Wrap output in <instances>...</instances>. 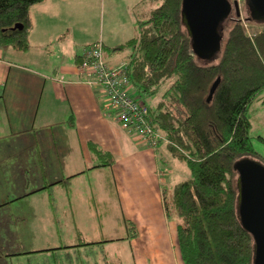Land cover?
<instances>
[{"label":"crops","instance_id":"obj_1","mask_svg":"<svg viewBox=\"0 0 264 264\" xmlns=\"http://www.w3.org/2000/svg\"><path fill=\"white\" fill-rule=\"evenodd\" d=\"M147 2L44 0L31 6L29 50L0 43V264H16L19 257L26 264H123L109 250L115 241L128 244L132 264H151L157 251L139 256L135 247L145 241L153 247L164 230L173 264H184L165 193L167 185L182 183L184 169L187 180L190 168L175 159L169 143L153 148L125 130L114 111L106 110L101 87L89 85L78 68L86 48L99 40L110 65L128 62L129 51L113 48L137 36L138 21L152 11ZM94 145L115 162L104 166ZM44 199L52 200L51 206ZM113 205L123 217L118 222L124 220L128 230L125 219L133 221L139 235L129 239L127 232L80 246L87 224L78 221L107 216ZM163 218H173L174 225L165 228ZM46 224L53 225L52 234ZM17 230L43 245L19 253L9 249L5 244ZM64 230L74 234L70 244L60 240ZM144 232L152 239L142 237ZM52 238L57 243L47 241Z\"/></svg>","mask_w":264,"mask_h":264},{"label":"trees","instance_id":"obj_2","mask_svg":"<svg viewBox=\"0 0 264 264\" xmlns=\"http://www.w3.org/2000/svg\"><path fill=\"white\" fill-rule=\"evenodd\" d=\"M44 0H0V43L17 51L31 47V6ZM183 0H163L150 16L138 21L137 36L114 47L129 51L133 85L158 94L150 112L169 138L170 151L190 168V178L168 198V217H177L178 245L184 264H253L254 239L239 218L237 171L243 157L260 156L253 147L250 113L264 91V25L252 31L235 20L218 61L201 60L181 21ZM22 24L21 30L13 29ZM221 81L208 101L213 82ZM143 95V94H142ZM153 110V111H152ZM155 110V111H154ZM105 165L115 160L94 145ZM128 238L139 235L125 219ZM113 241V240H111ZM107 241H83L94 245Z\"/></svg>","mask_w":264,"mask_h":264},{"label":"water","instance_id":"obj_3","mask_svg":"<svg viewBox=\"0 0 264 264\" xmlns=\"http://www.w3.org/2000/svg\"><path fill=\"white\" fill-rule=\"evenodd\" d=\"M250 19L264 22V0H247ZM241 16L237 1L230 0H183L181 21L191 38L195 55L212 62L223 49V25L233 14ZM22 24L13 29L21 30ZM221 81L213 82L208 101ZM237 171L236 188H238L239 218L244 228L254 239V262L264 264V163L248 157L239 159L235 164Z\"/></svg>","mask_w":264,"mask_h":264},{"label":"rangeland","instance_id":"obj_4","mask_svg":"<svg viewBox=\"0 0 264 264\" xmlns=\"http://www.w3.org/2000/svg\"><path fill=\"white\" fill-rule=\"evenodd\" d=\"M148 2L145 4V7L151 8L152 10H154V8L160 6L163 3V0H147ZM239 8L241 9V16L237 17L236 16V12L235 9L233 10V14L227 19V22L223 25L221 32L223 33V42H225V40L227 39L230 29L233 26V23L235 20L241 19L242 22H245V27L248 28V30L252 31L254 29H256V26L258 25H264V22L262 21H257V20H251L250 19V8H248V3L247 0H243L242 2H240L239 4ZM106 18H107V14H106ZM224 45V44H223ZM107 55H109V53L107 52ZM109 56H107L108 59ZM221 57V54H217L214 61H218ZM109 60V59H108ZM203 61H206L204 59H201ZM209 62V61H206ZM98 87V86H96ZM136 87L133 86L130 89V92H132L135 96H138V91L137 89H135ZM143 94V98L145 99L146 102H148L149 106L152 109L157 108L158 106V101L160 100V95L158 94H146L142 91ZM102 102H105V99L102 100ZM105 104V103H104ZM106 105V104H105ZM154 110V111H155ZM153 111V110H152ZM251 116V120L253 122V126L251 128V135L253 136L252 138V142H253V147L255 149V151L260 155V156H252L250 155L248 158L253 159L256 162H260V163H264V91L262 93L259 94L258 98L256 99V101L254 102V105L252 106V111L250 113ZM175 159H178V157H175ZM182 165H186L185 160L181 161ZM172 167H178L177 165H172ZM179 170V169H178ZM190 170V169H189ZM184 172H181L182 175L180 177L179 182H183L185 179V177L187 176L186 171L187 170H183ZM188 175L190 176V172L188 173ZM187 178H190V177ZM93 180V179H92ZM172 186L167 185L166 191H167V195L168 198H170V196L172 195ZM44 203L45 204H51L52 200L50 201L47 199H44ZM51 206V205H50ZM45 211H48L49 207H44ZM52 209V208H51ZM114 210V205L113 208H110L108 215L104 216L102 218H96L94 220H82V221H78L79 223H86L87 225H85L87 228H85V230L83 232L80 233V236L84 239V240H88V241H96L97 239H108V238H116L119 239L120 236H126L127 235V227L124 225V220H119V218L123 219L122 216H120V212L116 211V208ZM118 212V213H117ZM9 213V210L8 212ZM3 214V212H2ZM175 219H177V217L175 216ZM163 222V225L165 228H169L170 227V222H174L173 218H170L169 220L166 219H160ZM178 220V219H177ZM176 221V220H175ZM174 225V224H173ZM52 224H46V228L48 229L47 232L52 234ZM62 230V229H61ZM18 231V235H15L14 240L12 241L11 236L8 237L9 241L8 243H6L5 245L8 247L9 249H13L16 251V253L19 252H27L28 250L32 249V248H40L41 243H37L34 240H31L29 242V237L23 235L22 232ZM159 237H155V239L157 238V241H153L154 242V246L150 247L148 246V242H144V246L141 248L140 246V242H139V246H136L135 248L137 250H140V255H142V251H146L148 250L149 253L157 251V254H155V261L152 262L151 264H173V252L174 249L172 247L171 244V239L170 241H168V237L166 238L165 236V230L161 231L158 234ZM142 237H146L147 239H152V236L149 234L147 235V232H144V234L142 235ZM74 238V234L71 233L70 231H63V235L60 238L61 242H63L62 244H70L71 241ZM158 238L160 239V241H158ZM140 239V238H138ZM154 239V240H155ZM75 240V239H74ZM45 241V240H44ZM49 241V243H57L54 241V238H52L51 240H47ZM46 242V241H45ZM113 246H112V245ZM4 245V244H2ZM49 245V244H48ZM114 245H120V246H114ZM110 248L109 250L111 251L112 257L117 260V258L123 260V264H132V261L129 260V254L131 249L128 247V244H126L124 241H115V242H111L110 243ZM177 246V245H176ZM48 247V246H47ZM52 247V246H50ZM177 250H178V254L181 257V253H179V247L177 246ZM20 256V255H19ZM24 256V254H23ZM26 256H24L25 258ZM16 259V258H15ZM9 259H5L4 261H8ZM17 262H15V260H13L16 264H26L25 260L23 259V257H19V259H16Z\"/></svg>","mask_w":264,"mask_h":264},{"label":"built area","instance_id":"obj_5","mask_svg":"<svg viewBox=\"0 0 264 264\" xmlns=\"http://www.w3.org/2000/svg\"><path fill=\"white\" fill-rule=\"evenodd\" d=\"M237 1L239 4L243 0ZM105 48L101 40L86 48L81 55L79 71L86 76L90 85H98L106 104V110H113L118 123L125 130L140 137L148 146L157 148L161 143H171L167 135L158 128L149 106L141 95L130 92L128 63L110 65L105 58Z\"/></svg>","mask_w":264,"mask_h":264},{"label":"flooded vegetation","instance_id":"obj_6","mask_svg":"<svg viewBox=\"0 0 264 264\" xmlns=\"http://www.w3.org/2000/svg\"><path fill=\"white\" fill-rule=\"evenodd\" d=\"M234 12V11H233Z\"/></svg>","mask_w":264,"mask_h":264}]
</instances>
